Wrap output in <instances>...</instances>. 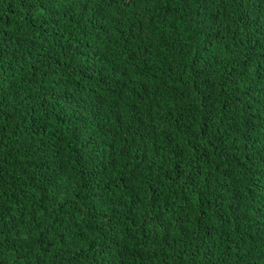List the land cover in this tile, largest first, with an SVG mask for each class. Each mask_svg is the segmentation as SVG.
<instances>
[{
    "label": "trees",
    "instance_id": "16d2710c",
    "mask_svg": "<svg viewBox=\"0 0 264 264\" xmlns=\"http://www.w3.org/2000/svg\"><path fill=\"white\" fill-rule=\"evenodd\" d=\"M0 264H264V0H0Z\"/></svg>",
    "mask_w": 264,
    "mask_h": 264
}]
</instances>
